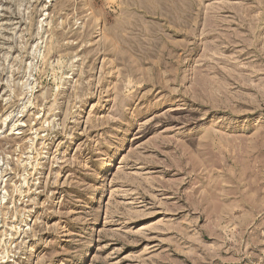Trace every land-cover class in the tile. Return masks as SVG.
<instances>
[{
  "label": "rangeland",
  "instance_id": "374dc122",
  "mask_svg": "<svg viewBox=\"0 0 264 264\" xmlns=\"http://www.w3.org/2000/svg\"><path fill=\"white\" fill-rule=\"evenodd\" d=\"M0 264H264V0H0Z\"/></svg>",
  "mask_w": 264,
  "mask_h": 264
}]
</instances>
